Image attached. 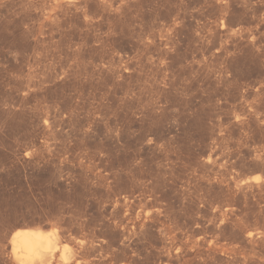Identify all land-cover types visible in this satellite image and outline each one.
I'll return each mask as SVG.
<instances>
[{
    "label": "rangeland",
    "instance_id": "obj_1",
    "mask_svg": "<svg viewBox=\"0 0 264 264\" xmlns=\"http://www.w3.org/2000/svg\"><path fill=\"white\" fill-rule=\"evenodd\" d=\"M37 227L50 264H264V0H0V264Z\"/></svg>",
    "mask_w": 264,
    "mask_h": 264
},
{
    "label": "bare ground",
    "instance_id": "obj_2",
    "mask_svg": "<svg viewBox=\"0 0 264 264\" xmlns=\"http://www.w3.org/2000/svg\"><path fill=\"white\" fill-rule=\"evenodd\" d=\"M59 243L57 229L23 228L11 237L13 254L20 264H50Z\"/></svg>",
    "mask_w": 264,
    "mask_h": 264
}]
</instances>
